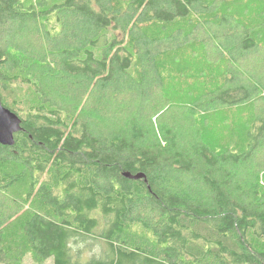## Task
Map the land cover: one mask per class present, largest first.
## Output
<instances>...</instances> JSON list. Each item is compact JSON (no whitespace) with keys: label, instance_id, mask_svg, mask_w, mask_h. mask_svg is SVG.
<instances>
[{"label":"trees","instance_id":"trees-1","mask_svg":"<svg viewBox=\"0 0 264 264\" xmlns=\"http://www.w3.org/2000/svg\"><path fill=\"white\" fill-rule=\"evenodd\" d=\"M234 2L0 0V98L21 119L0 143V264H264V113L224 150L162 120L167 61L200 27L232 63L261 50L264 0L250 27ZM237 70L184 109L253 99Z\"/></svg>","mask_w":264,"mask_h":264},{"label":"rangeland","instance_id":"rangeland-1","mask_svg":"<svg viewBox=\"0 0 264 264\" xmlns=\"http://www.w3.org/2000/svg\"><path fill=\"white\" fill-rule=\"evenodd\" d=\"M251 4L250 0H235L231 10L239 21L249 27L254 25L256 12H258L255 5L254 8L246 6ZM251 28L254 29L255 27ZM196 34L195 38L197 39L192 36L189 42L183 43L184 45L174 52L175 59L171 58L167 61V67L169 70L171 68V74L164 75L162 85L165 86V94L168 100L179 104L169 110L166 115H163L162 120L171 122L173 128H177L187 137L193 135L191 128L198 125L202 140L210 146L219 150L233 149L235 141L240 140L243 137L242 134L245 135V125L253 117L264 113V28L257 31L260 37L259 41L263 45L261 50L259 52L257 50L258 53L252 52L245 57L238 55L240 58L235 63H232L230 58L229 60L225 56L208 52L210 51L208 47H211L208 38L214 35L207 27H200ZM213 51L215 52V50ZM251 58L253 61L247 62L245 65V60ZM229 67L238 69L237 72L247 82H260L263 86L262 90L258 91L253 99L245 103L234 106H218L211 110L197 112L195 115L188 113L182 102L188 101L187 103H190L208 88L222 83L224 74ZM240 68L242 69L240 70ZM159 91L161 93L162 89ZM165 104V100H160L153 111H148L147 116H143V120L150 119L156 122L157 116L167 107ZM244 141L245 139L238 142L243 144ZM256 159L264 165V148L258 153ZM12 197L14 196L12 195ZM20 264H52V260L48 258L40 263L34 260L31 253H27Z\"/></svg>","mask_w":264,"mask_h":264},{"label":"water","instance_id":"water-1","mask_svg":"<svg viewBox=\"0 0 264 264\" xmlns=\"http://www.w3.org/2000/svg\"><path fill=\"white\" fill-rule=\"evenodd\" d=\"M21 119L20 117L9 108L2 104L0 98V143L1 144H12L14 139V134L21 129ZM125 177L137 179L142 177V174H137L135 176L129 173H124Z\"/></svg>","mask_w":264,"mask_h":264}]
</instances>
